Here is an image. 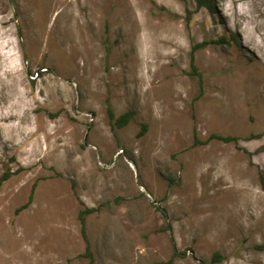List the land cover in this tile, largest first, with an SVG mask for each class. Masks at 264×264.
I'll list each match as a JSON object with an SVG mask.
<instances>
[{
  "label": "rangeland",
  "instance_id": "rangeland-1",
  "mask_svg": "<svg viewBox=\"0 0 264 264\" xmlns=\"http://www.w3.org/2000/svg\"><path fill=\"white\" fill-rule=\"evenodd\" d=\"M212 1L0 0V264H264V0Z\"/></svg>",
  "mask_w": 264,
  "mask_h": 264
},
{
  "label": "trees",
  "instance_id": "trees-1",
  "mask_svg": "<svg viewBox=\"0 0 264 264\" xmlns=\"http://www.w3.org/2000/svg\"><path fill=\"white\" fill-rule=\"evenodd\" d=\"M181 1H185V0H181ZM195 2V6L197 9H206L208 11H212L213 9V1L212 0H194ZM205 45V43H200V44H197L195 45L193 48H192V51L198 49V48H201ZM190 67L192 69L193 72L196 73V69L193 65V58L191 57V60H190ZM107 115L109 117V119L113 120L114 119V116H113V113L112 111L107 108ZM132 114L127 112V113H124L123 115L119 116L117 119H115L114 121V125L118 128H122L124 127L130 120ZM144 132V129L142 131H140L138 133V136L142 135ZM212 140H218V141H221L223 143H235L237 142V139L234 138V137H231V136H222V135H217V134H211L204 142H202V144H206ZM31 200V197L29 198V201L27 202V204H25L22 208H25L28 203L30 202ZM163 216H165V212L164 210L162 209H159L157 208ZM93 212V209H86L84 211H82L80 213V223H81V235H82V238L86 244V248H85V255L86 256H90V253H89V246H88V241H87V238H86V235H85V221H84V218H83V215L85 214H89ZM221 260V257L219 256V254L215 253L211 259V262H219ZM158 264H166V263H158Z\"/></svg>",
  "mask_w": 264,
  "mask_h": 264
}]
</instances>
